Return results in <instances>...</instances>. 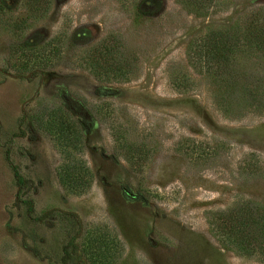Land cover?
Masks as SVG:
<instances>
[{"label": "rangeland", "instance_id": "374dc122", "mask_svg": "<svg viewBox=\"0 0 264 264\" xmlns=\"http://www.w3.org/2000/svg\"><path fill=\"white\" fill-rule=\"evenodd\" d=\"M31 1L0 0V264H264L226 234L241 206H264V55L229 54L236 87L261 100L233 116L225 104L247 101L219 100L184 54L264 0L207 15L175 0Z\"/></svg>", "mask_w": 264, "mask_h": 264}, {"label": "trees", "instance_id": "16d2710c", "mask_svg": "<svg viewBox=\"0 0 264 264\" xmlns=\"http://www.w3.org/2000/svg\"><path fill=\"white\" fill-rule=\"evenodd\" d=\"M36 0L31 1V4ZM182 5L188 12L195 15H207L215 10L218 0H175ZM199 47V51L197 49ZM235 51H240L244 54H256L259 58L264 55V7L251 9L245 16L239 18L230 25L221 27H207L198 35L192 36L185 47L184 54L186 63L191 68H201V72H212L214 81L218 83L221 91L217 92V98L225 96V102L238 98L247 101L244 104H238L231 107L228 103L223 107L224 114L237 115L244 107L257 108L261 103L259 92L250 89H238L237 79L226 68V60L229 54ZM201 57V62L198 57ZM93 60V59H92ZM95 66L101 69V73L105 76L117 75L119 65L110 66L106 58H98L95 61ZM197 66V67H196ZM197 68V69H198ZM220 96V97H219ZM78 171V170H77ZM17 187L21 186L23 179L18 173L12 170ZM82 177L81 173L79 177ZM81 183V181H78ZM85 189V188H84ZM240 213L237 217L230 220V225L226 230V234H234L240 238V244L250 250H264V206L250 207L247 204L239 209ZM64 220L72 217L71 214H63ZM225 212L212 213L210 229L223 228ZM213 220V221H212ZM71 228L66 230L67 236L72 238L75 229L73 222H69ZM219 243L223 244L222 237L219 238ZM264 252V251H262Z\"/></svg>", "mask_w": 264, "mask_h": 264}]
</instances>
